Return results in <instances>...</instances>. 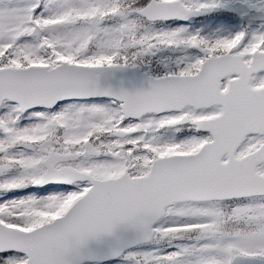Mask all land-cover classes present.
<instances>
[{
	"label": "snow or ice",
	"instance_id": "snow-or-ice-1",
	"mask_svg": "<svg viewBox=\"0 0 264 264\" xmlns=\"http://www.w3.org/2000/svg\"><path fill=\"white\" fill-rule=\"evenodd\" d=\"M0 264H264V0H0Z\"/></svg>",
	"mask_w": 264,
	"mask_h": 264
}]
</instances>
